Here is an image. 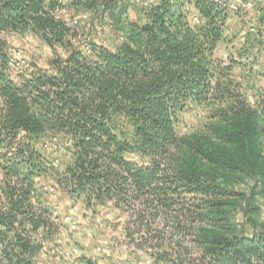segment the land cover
<instances>
[{
    "label": "trees",
    "instance_id": "1",
    "mask_svg": "<svg viewBox=\"0 0 264 264\" xmlns=\"http://www.w3.org/2000/svg\"><path fill=\"white\" fill-rule=\"evenodd\" d=\"M110 2L0 0V264H35L37 234L57 231L40 182L53 153L40 146L59 139L57 185L90 208L112 203L129 244L155 263L264 264V229L241 234L234 223L239 207L254 214L264 198V120L229 75L235 61L214 57L226 1L161 0L134 26V45L75 43L61 10ZM184 5L205 20L199 29ZM26 31L51 49L48 67L17 68L3 36ZM192 110L202 121L181 132ZM166 228L190 245L167 243Z\"/></svg>",
    "mask_w": 264,
    "mask_h": 264
},
{
    "label": "rangeland",
    "instance_id": "2",
    "mask_svg": "<svg viewBox=\"0 0 264 264\" xmlns=\"http://www.w3.org/2000/svg\"><path fill=\"white\" fill-rule=\"evenodd\" d=\"M64 1L66 4L71 2ZM160 1L111 0L110 4H102L94 10L70 5L60 13L79 32L75 43L83 45L88 38L115 50L124 44L134 45V26L145 22L144 11L158 5ZM223 1L227 3L229 16L224 40L218 44L214 57L225 65L230 58L235 61L229 75L239 85L246 101L252 106L262 108L264 120V0H242L240 6L235 0ZM182 10L187 15L189 13L188 20L195 29L204 24L205 20L193 11L192 6L184 5ZM3 38L10 51L20 54L25 66L34 63L40 67H48L52 57L51 49L32 32L7 33ZM203 115L202 110H192L184 115L180 121V131L190 132L202 121ZM62 141L59 139L53 141V144L40 146L44 153L46 149L53 153L48 160L52 170L40 182L46 186V205L51 209L57 231L51 236H46L43 231L37 234L42 248L35 257V264H157L151 251L129 244L121 231L124 216L112 209V203L90 208L82 198H72L64 183L57 185L67 157L59 155V144ZM131 159L135 161V158ZM254 185L253 180H246L241 183L239 190L249 196ZM255 188L259 191V185ZM242 204L243 207L249 205L248 202ZM254 204L258 207V212L244 214L239 207L234 214V223L241 234L249 235L264 229V198L257 196ZM155 227L157 230L162 228V221L158 220ZM171 232L169 228L162 230L168 239L167 243L173 241L176 248L179 247L178 241L183 246L190 245L177 234L168 238ZM191 249L195 252L194 248ZM195 256L194 253L193 257Z\"/></svg>",
    "mask_w": 264,
    "mask_h": 264
},
{
    "label": "built area",
    "instance_id": "3",
    "mask_svg": "<svg viewBox=\"0 0 264 264\" xmlns=\"http://www.w3.org/2000/svg\"><path fill=\"white\" fill-rule=\"evenodd\" d=\"M237 3V5L238 6H240L239 4L240 3H242V0H235ZM249 4V3H248ZM236 8V7H235ZM14 54L16 55V56H18L19 57V53H16V52H14ZM23 65L25 66V61L24 60H19L18 62H17V64H16V66L17 67H19V68H22L23 67ZM67 255H68V253H67Z\"/></svg>",
    "mask_w": 264,
    "mask_h": 264
}]
</instances>
